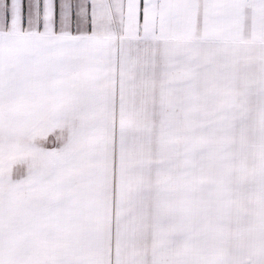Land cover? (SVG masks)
Listing matches in <instances>:
<instances>
[{
	"label": "snow or ice",
	"instance_id": "obj_1",
	"mask_svg": "<svg viewBox=\"0 0 264 264\" xmlns=\"http://www.w3.org/2000/svg\"><path fill=\"white\" fill-rule=\"evenodd\" d=\"M0 264H264V0H0Z\"/></svg>",
	"mask_w": 264,
	"mask_h": 264
},
{
	"label": "crops",
	"instance_id": "obj_2",
	"mask_svg": "<svg viewBox=\"0 0 264 264\" xmlns=\"http://www.w3.org/2000/svg\"><path fill=\"white\" fill-rule=\"evenodd\" d=\"M144 0H141V5H143ZM141 19H143V11H141Z\"/></svg>",
	"mask_w": 264,
	"mask_h": 264
}]
</instances>
